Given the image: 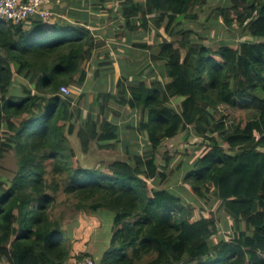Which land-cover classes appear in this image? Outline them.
Listing matches in <instances>:
<instances>
[{
    "label": "trees",
    "instance_id": "obj_1",
    "mask_svg": "<svg viewBox=\"0 0 264 264\" xmlns=\"http://www.w3.org/2000/svg\"><path fill=\"white\" fill-rule=\"evenodd\" d=\"M212 1H126L130 32L135 17L150 16L168 37L156 56L166 76L129 87L120 79L119 92L100 93L97 115L83 119L73 97L60 90L85 84L104 42L64 21H0V162L10 153L17 159L10 183L0 179V264H76L92 257L57 214L61 192L80 213L108 212L113 234L97 264H264V0H223L212 8L206 22L221 17L252 38L217 49L183 25L197 22L195 10ZM114 102L140 113L136 130L150 154L83 169L68 139L73 121L81 119L84 151L93 143L100 150L117 147L119 129L108 120ZM221 106L258 116L219 136L227 128ZM182 130L209 146L184 181L199 198L219 200L235 226L228 239L213 212L185 209L168 189L148 192L149 180L166 179L157 165L159 148Z\"/></svg>",
    "mask_w": 264,
    "mask_h": 264
},
{
    "label": "rangeland",
    "instance_id": "obj_2",
    "mask_svg": "<svg viewBox=\"0 0 264 264\" xmlns=\"http://www.w3.org/2000/svg\"><path fill=\"white\" fill-rule=\"evenodd\" d=\"M47 1L48 3L46 4L45 9L53 15V13L47 9L50 0ZM224 3L223 0L212 1L204 9L195 10V13H198L199 15V20L197 22L183 21L184 27L196 32L194 38L198 39L200 38V35L204 36V43L213 49H217L222 44H239V42L244 40H252L249 36H243L241 29H239L236 24L226 26L221 17L216 23L213 21L206 22L212 8L222 6ZM234 15L236 14L233 13L232 17H234ZM43 20L46 22H54V15L50 20ZM144 38L150 39L152 44L158 46L163 38L167 39L168 37L163 29L159 30L157 28V30L152 29L150 34L146 35ZM123 59L124 60L119 61V64L124 77H127V75L133 70H136L137 63L131 58H126L125 56H123ZM157 65L158 77L159 75L163 77V75H165V70L162 68L161 63H158ZM16 79L18 82L24 83L22 79ZM103 79L102 82L101 80L99 81V92H119L118 89L115 91L107 78ZM78 90L72 91L77 92ZM87 90L89 91V93L86 94L87 104L89 106L90 95L92 94L89 85ZM71 96L73 97L75 95L71 94ZM178 101L179 100L173 101L175 106ZM111 107L110 114L116 109L118 114H122L128 118V123H131L133 120L137 122L140 117L139 112L131 113L128 108H122L115 102L111 103ZM220 111L222 113L220 118L225 122L227 128L226 131L220 133L219 136L230 132L234 125L238 123L244 125L248 120H254L258 116L256 112L250 110H237L223 106L220 107ZM110 118L114 120L115 117H112L111 115ZM81 119H83V117ZM81 119L75 122V132L72 135H68V139L75 154V161L77 165L79 164L83 169H94L96 167L103 168L113 161L127 160L129 156H134L138 153L143 157L150 154L148 148L149 145L146 142V139L142 135L137 136L134 128L127 129L126 138H124L125 142L120 141L117 147L110 150H100L98 145L93 143L88 151H84L77 137V131ZM115 120L119 121V118H115ZM208 149L209 146L207 142L203 141V139L196 138L188 130H182L177 137L164 141L157 153V165L159 166L160 171L166 175V179L163 180L162 177H156L155 179L149 180L148 192L151 194L154 190L168 189L180 196L182 200L181 205L185 209H205L207 213L213 212L218 221L220 235L228 239L229 235L235 233V226L233 220L221 206L219 200L215 196L209 197V200L199 198L184 181L186 172ZM167 158L169 166H166ZM16 169L17 159L13 153H10L4 161L0 162V179H3L9 184ZM57 202V214L63 216L64 227L71 230L73 236L75 234V242L81 243L86 251L95 259V263L97 264L104 253L109 249V243L113 234L111 232V219L108 212L106 213V211L101 210L98 213H80L73 206L74 200L72 198H67L64 192L60 193ZM84 241L89 242L84 245ZM3 264L6 263L4 262ZM67 264H75V262L69 261Z\"/></svg>",
    "mask_w": 264,
    "mask_h": 264
},
{
    "label": "crops",
    "instance_id": "obj_3",
    "mask_svg": "<svg viewBox=\"0 0 264 264\" xmlns=\"http://www.w3.org/2000/svg\"><path fill=\"white\" fill-rule=\"evenodd\" d=\"M128 0H50L47 9L53 13L54 22L64 21L71 25L80 26L88 29L97 41L104 42L105 46L96 53V56L87 67V78L83 86L77 92L72 91L73 105L76 116L81 118L87 117L88 114L97 115V96L100 93L98 85L99 81L107 78L110 84L117 89V83L121 79L127 87L134 86L138 82H150L166 76L164 62L158 61V46L151 43L150 39H145L152 29L157 27L151 20V17L143 19L135 17L133 20V31H129L126 21L123 17L124 4ZM135 1V0H134ZM140 1V0H137ZM148 22L147 24L145 23ZM143 33V34H142ZM131 58L137 63L136 70H133L127 77H124L119 61ZM111 62L112 65L107 63ZM161 63L165 70V75L158 77L157 64ZM88 85L91 87V95L89 106L87 104ZM116 95V92H112ZM86 102V103H85ZM129 109V108H128ZM136 113L138 111H132ZM119 118L112 120V115ZM108 120H112L119 129L120 141L125 142L126 132L128 128H138L139 119L128 123V118L122 114H118L114 109L113 113L108 116ZM76 118L73 124L76 122ZM137 136H139L136 130ZM136 143V141H135ZM150 151V146H148ZM139 154V153H138Z\"/></svg>",
    "mask_w": 264,
    "mask_h": 264
},
{
    "label": "built area",
    "instance_id": "obj_4",
    "mask_svg": "<svg viewBox=\"0 0 264 264\" xmlns=\"http://www.w3.org/2000/svg\"><path fill=\"white\" fill-rule=\"evenodd\" d=\"M47 3V0H0V21L18 24L31 17L50 20L53 15L45 9ZM60 91L65 97L72 94V90L65 86ZM76 264H95V260L90 256H84Z\"/></svg>",
    "mask_w": 264,
    "mask_h": 264
}]
</instances>
